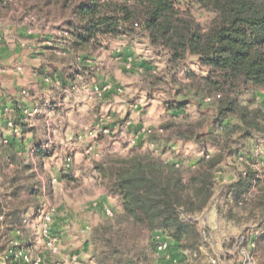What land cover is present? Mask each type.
<instances>
[{"label": "rangeland", "instance_id": "rangeland-1", "mask_svg": "<svg viewBox=\"0 0 264 264\" xmlns=\"http://www.w3.org/2000/svg\"><path fill=\"white\" fill-rule=\"evenodd\" d=\"M36 1H0V98H5L2 105H15L17 109L12 113L1 109L0 118L12 121L20 132L9 130L7 124L0 126V202L8 213V201H15L11 181L17 169L10 163L6 137L16 138L21 161L33 165L28 172L20 170L21 183L28 182L25 175L34 173L39 181L50 179L51 185L37 196L41 215L26 214L21 237L30 238L32 245L24 247L14 264H97L90 242L92 228L113 221L121 211L120 200L110 194L99 165L111 156L147 149L167 161H173L177 155L196 161L212 154L216 148L209 140V131L216 108L190 91L188 80L183 79L185 68L200 70L196 57L188 58L178 71L169 64L168 53L156 51L145 35L109 40L108 49L89 65L93 73L87 78L80 75L66 87L47 81L38 74L43 64L39 52L43 43L68 27L70 14L66 9H35ZM176 2L183 9H191L201 23L209 16L193 0ZM52 86L58 88L59 95L52 96ZM241 98L260 104L264 102V88L246 91ZM183 101L188 103L178 114L174 106ZM25 109L29 112L22 115ZM190 125L201 133L200 142L183 140L178 135ZM141 127H149L153 132L143 135L138 132ZM154 131H159L156 138ZM37 146L51 150V156L43 160L44 171L34 154ZM243 151H254L256 160L247 163L242 157H227L223 172L216 176L214 195L207 208L185 216L197 222L200 231L205 227L208 234H213L209 236L214 237L207 243L202 234L204 252L187 264H207L225 243L238 236H259L264 215L237 205L240 188L228 185L240 181L249 166L257 171L258 178L264 179V138L249 142ZM250 191L254 196L257 187ZM22 193L20 200L28 199L26 192ZM106 207L113 215H107ZM230 209L232 216L227 217ZM46 213L51 216L47 234L42 221ZM4 219L0 214V221ZM22 238L14 236L15 242ZM8 240L4 222L0 225V264H5L6 254L1 251L9 245ZM173 254L179 256L180 251L175 248ZM259 254L261 250L255 251L257 264L261 263ZM27 256L29 261H25ZM138 264H158L154 248H150L148 260Z\"/></svg>", "mask_w": 264, "mask_h": 264}, {"label": "trees", "instance_id": "trees-1", "mask_svg": "<svg viewBox=\"0 0 264 264\" xmlns=\"http://www.w3.org/2000/svg\"><path fill=\"white\" fill-rule=\"evenodd\" d=\"M193 1L208 12L204 23L176 0H37L34 4L38 10L41 6V10L59 8L70 14L68 27L43 43L39 52L43 64L38 74L47 81L66 87L80 75L87 78L93 73L89 65L108 49L109 40L145 35L156 51L168 53L169 64L178 71L188 58L196 57L200 70L185 68L183 79L188 80L190 91L216 108L209 131V140L216 148L212 154L196 161L180 155L167 161L147 149L111 156L99 165L110 194L120 200L121 211L113 221L92 228L90 242L97 264L147 261L150 248L155 247L157 232L165 234L174 248L186 253V263L197 260L203 253V236L197 222L185 216L207 208L214 195L216 176L223 172L227 157H242L247 163L256 160L254 151L243 150L249 142L264 138V102L255 105L241 96L254 88H264V0ZM57 62L64 64L60 66ZM52 88V96L60 94L57 87ZM187 103L174 106L178 114L183 113ZM11 106L17 110L15 105ZM195 130L190 125L178 135L183 140L200 142L201 133ZM158 133L154 131L153 138ZM6 139L10 163L17 170L11 181L15 201H8V213L0 202V214L5 217L0 225L7 224L9 236V245L1 252L6 254L5 264H14L24 247L32 245L30 238L21 237L26 214L41 215L37 196L51 185L50 179L39 181L34 173L25 175L28 182L21 183L18 173L28 172L33 165L21 161L15 137ZM34 154L44 171L43 160L51 156V150L37 146ZM231 186L240 188L235 199L237 205L264 215V179L258 178L257 171L249 166L246 175L228 185ZM252 187H257L254 196ZM22 191L29 196L23 201ZM28 202L31 204L27 205ZM226 216H232L231 209ZM15 235L22 238L16 240L17 244ZM259 236L255 251L261 250L260 264H264V227L260 228ZM11 249L15 252L7 253ZM29 260L27 256L25 261Z\"/></svg>", "mask_w": 264, "mask_h": 264}, {"label": "built area", "instance_id": "built-area-1", "mask_svg": "<svg viewBox=\"0 0 264 264\" xmlns=\"http://www.w3.org/2000/svg\"><path fill=\"white\" fill-rule=\"evenodd\" d=\"M5 111H9L11 113L15 112V107L7 106L5 107ZM35 111L38 110L35 109ZM28 112V109L22 111L23 115L28 114ZM5 124H7L11 130L19 132L18 127L12 121H6L5 119L0 118V126ZM138 132L148 136L153 132V130L149 127H141ZM105 212L109 216L113 215L112 210L108 207L105 208ZM42 221L44 224L43 230L45 234H47L49 230L47 226L51 222L50 213L44 214L42 216ZM262 227H264V225H262ZM201 228L205 241L207 243H211L214 237L209 235L212 233L208 234L205 227ZM155 237L156 242L154 247V257L156 258L158 264H187L185 262L186 253L180 251L179 256H175L173 254V250L175 249L173 247V242L170 241V239L165 234L162 232H157ZM256 238L257 236L253 234L248 238L244 236H238L235 241L229 240V242L225 243L222 250L218 251L216 256L209 258L207 264H257L255 259ZM17 243L18 242H15V244ZM203 249L204 247H201L202 252H204ZM7 253H13V249L9 250Z\"/></svg>", "mask_w": 264, "mask_h": 264}, {"label": "crops", "instance_id": "crops-1", "mask_svg": "<svg viewBox=\"0 0 264 264\" xmlns=\"http://www.w3.org/2000/svg\"><path fill=\"white\" fill-rule=\"evenodd\" d=\"M18 56V54H17ZM5 84V83H4ZM3 100H5V98H0V110L3 109L5 107V105H2L1 102H3ZM5 102V101H4ZM7 105H10L9 102H6ZM2 105V106H1Z\"/></svg>", "mask_w": 264, "mask_h": 264}]
</instances>
